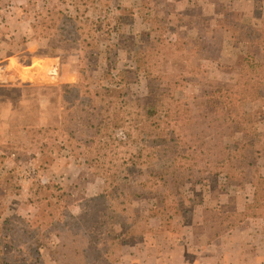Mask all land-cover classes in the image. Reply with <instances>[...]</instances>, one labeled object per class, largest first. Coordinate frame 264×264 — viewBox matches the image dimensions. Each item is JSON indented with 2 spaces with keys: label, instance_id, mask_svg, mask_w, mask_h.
I'll list each match as a JSON object with an SVG mask.
<instances>
[{
  "label": "rangeland",
  "instance_id": "1",
  "mask_svg": "<svg viewBox=\"0 0 264 264\" xmlns=\"http://www.w3.org/2000/svg\"><path fill=\"white\" fill-rule=\"evenodd\" d=\"M102 3L104 13L100 16L92 8L73 6L70 0H0L2 264L11 259L16 264H63L62 256L55 251L61 245L53 234L54 226H39L47 220L48 199L53 193H70L76 198L103 189L104 182L95 172L96 147L85 143L90 137L86 117L80 119L83 114H78L76 105L73 117L68 115L65 121V107L72 101L63 98L62 88L81 80L95 90L99 87L108 42L92 31L94 23L112 30L120 70L129 64L136 67L135 59L139 58L142 64L151 66L152 76L159 77L162 84L161 89L148 87V81L130 86L128 101L134 109L135 131H154L157 117L150 120L144 111L162 90L166 93L160 101L166 105L162 109L173 103L168 94L174 93L181 106L188 104L196 113L209 114L208 126L199 131L197 125L182 130L167 151L164 147L155 150L153 157L170 158L154 160L153 166L159 170L172 166V158L182 154L184 147L194 158L188 160L190 163L178 160L173 171L164 175V181L152 189H148L152 182L143 188L144 195L158 189L150 196V204L160 202L157 193L173 188V180L179 188L182 183L189 186L191 171L207 164L210 171H218L209 185L203 181L195 190L188 189L184 197L191 214L203 212V222L196 227L202 249L218 230L213 227L212 213L204 209L229 205L224 212L235 207L242 210L253 201L257 176L264 174V0ZM250 26L257 33L256 46L252 47L245 44L244 35ZM170 78H180L175 89L170 86ZM218 86L224 90L215 92ZM207 95L221 96L217 104L231 102L227 110L232 117L228 121V115H216L214 106L207 109L196 104ZM95 99H90L89 108L101 104L98 95ZM237 115H241V121L235 120ZM201 121L199 117L198 123ZM73 127L79 129L75 136L71 134ZM197 162L204 166H197ZM202 175L205 172L197 173V177ZM143 179L161 181L159 175L149 172ZM231 198L234 202L230 205ZM151 218L140 222L132 239L144 242L153 236L161 244L165 234L152 231L159 224H146ZM39 245L43 246L36 251ZM120 254L115 252L107 263L98 264L115 263Z\"/></svg>",
  "mask_w": 264,
  "mask_h": 264
},
{
  "label": "trees",
  "instance_id": "2",
  "mask_svg": "<svg viewBox=\"0 0 264 264\" xmlns=\"http://www.w3.org/2000/svg\"><path fill=\"white\" fill-rule=\"evenodd\" d=\"M70 3L73 6H84L86 10L92 8L100 16L104 13L102 0H70ZM118 20L121 21L122 18H118ZM253 28L250 26L251 30L244 33L246 41L248 40L245 41V44L249 47L257 42V33H253ZM92 31L98 35V38L101 35V38L108 42L106 64L101 71L99 87H96L95 90L84 80L64 84L62 86L63 98L68 102L72 101L65 107L64 119L65 121L69 120L67 119L68 115L73 117L76 105L79 108L78 114L80 112L83 114V116L80 115V119L86 117L90 137L85 138V143L88 146L94 144L96 147L95 172L103 180L104 186L100 192L89 196L80 195L73 198L74 196L70 193L59 196L53 193L52 199H48L47 220L39 226L47 228L54 226L53 234L61 245L55 251L62 256L63 264H98L102 261L107 263L109 254L122 244L123 237L137 236V227L143 220L156 216L171 220L177 215L191 214L184 202L186 191L188 189L195 190V187L203 184V181H206L205 184L214 181L218 174V171H210L208 164L204 168L191 171L189 186L182 185V183L179 188L178 182L174 183L173 180V188L157 193L156 197L160 199V202L150 204V196H153V193L158 189L144 195L143 188L152 182L153 185L148 188L152 189L164 181V175L173 171L172 166L178 160L185 159L187 163H190L188 160L194 158L193 153H188L189 149L184 147L182 154L176 159L172 158V166L159 170L153 166L154 160L170 158L163 155L153 157L155 150L164 147L167 151L176 144V137L182 130H191L194 125H197L199 131L208 126L209 114L207 112L196 113L194 106L188 104L181 106L174 93L168 94L173 103L162 109L166 106L164 102H160L166 94L162 90L158 96H155L156 99L147 103L144 111L145 116L150 120L157 117L154 122V131L143 130L141 133L135 131L133 127V124L136 123L134 109L130 105V100L128 101L130 86L135 83L141 85L148 81V87L156 86L161 89L162 84L159 85V77H153L151 66H145L139 58L135 59L136 67L129 64L124 70H120L116 59L117 43L113 41L112 30L94 23ZM132 74L134 80L130 81ZM179 79L170 78L172 89L180 84ZM223 90V86H218L215 92ZM153 92L155 91H151V93ZM96 95L100 97L101 104L94 106L93 109L89 108L90 99L95 102ZM204 98L197 101L196 104L207 106V109L214 106L217 111L216 115H228L226 121L232 117L227 110L231 102L217 104V98H221V96L210 95L209 97L207 95ZM199 117L202 118L200 123H198ZM235 120L241 121V115H237ZM77 132H79L77 127L71 129L72 136H75ZM210 153L211 156H218V153ZM202 163H204L203 160ZM202 163L197 162L196 164L204 166ZM148 172L150 175H159L161 181H152V177L148 180L143 179ZM201 172H205V176L197 177V173ZM254 188L253 201L246 204L242 210L235 207L224 212L223 209L228 210L229 205L222 207L212 205L204 209L205 213H212L213 227L218 229L208 240L210 244L224 232L239 226L248 217L264 219V174L257 176ZM68 197H72L73 200ZM233 202L234 199L231 198L229 204L231 205ZM15 243L16 239L13 238L12 246ZM2 244V239H0V254L2 253ZM6 259L8 258L6 257ZM0 264H2L1 261ZM6 264L16 263L11 259Z\"/></svg>",
  "mask_w": 264,
  "mask_h": 264
},
{
  "label": "crops",
  "instance_id": "3",
  "mask_svg": "<svg viewBox=\"0 0 264 264\" xmlns=\"http://www.w3.org/2000/svg\"><path fill=\"white\" fill-rule=\"evenodd\" d=\"M202 215V211L200 214L177 215L170 221L151 218L146 224H159L152 231L162 230L165 234L161 244L154 241L153 236L144 242L132 239L133 235L127 236L128 239H123L118 249L109 254L121 251L117 261L110 264H264L262 217L246 218L239 226L224 232L201 249L196 227L201 220L203 222Z\"/></svg>",
  "mask_w": 264,
  "mask_h": 264
}]
</instances>
